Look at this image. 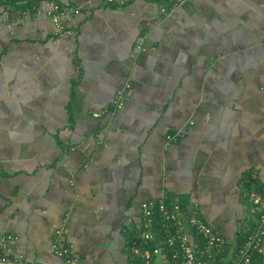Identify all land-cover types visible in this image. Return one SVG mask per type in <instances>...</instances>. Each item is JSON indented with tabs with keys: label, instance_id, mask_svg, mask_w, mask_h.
Instances as JSON below:
<instances>
[{
	"label": "crops",
	"instance_id": "obj_1",
	"mask_svg": "<svg viewBox=\"0 0 264 264\" xmlns=\"http://www.w3.org/2000/svg\"><path fill=\"white\" fill-rule=\"evenodd\" d=\"M49 1H0V250L66 264L63 225L76 264H131L162 190L240 243L239 181L264 187V0H58L78 9L61 32Z\"/></svg>",
	"mask_w": 264,
	"mask_h": 264
},
{
	"label": "built area",
	"instance_id": "obj_2",
	"mask_svg": "<svg viewBox=\"0 0 264 264\" xmlns=\"http://www.w3.org/2000/svg\"><path fill=\"white\" fill-rule=\"evenodd\" d=\"M100 1L123 6L131 0ZM180 2L183 0H176L175 4ZM46 7L45 13L57 32L64 31L63 20L67 15L78 12L76 7L62 5L58 0L49 1ZM120 105L117 99L116 106ZM248 175L240 179L238 185L242 198L249 205L244 238L240 243L231 247L226 236L199 214L198 205L188 206L178 193L162 190L157 197L139 203V216L129 240L134 258L131 264H264V187L257 190L253 185L257 174L250 172ZM51 247L66 264H76L77 252L68 242L63 225L55 228ZM0 264L36 263L24 254L0 250Z\"/></svg>",
	"mask_w": 264,
	"mask_h": 264
},
{
	"label": "trees",
	"instance_id": "obj_3",
	"mask_svg": "<svg viewBox=\"0 0 264 264\" xmlns=\"http://www.w3.org/2000/svg\"><path fill=\"white\" fill-rule=\"evenodd\" d=\"M248 176H249L248 174L242 176L241 180H244ZM253 185H254V187H256L257 190L261 189V187H262V185L260 184L258 179L254 180ZM261 191H263V190H261Z\"/></svg>",
	"mask_w": 264,
	"mask_h": 264
}]
</instances>
